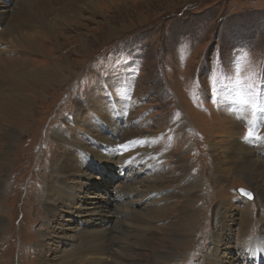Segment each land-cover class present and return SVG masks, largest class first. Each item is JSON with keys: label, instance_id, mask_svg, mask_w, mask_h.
<instances>
[{"label": "rangeland", "instance_id": "obj_1", "mask_svg": "<svg viewBox=\"0 0 264 264\" xmlns=\"http://www.w3.org/2000/svg\"><path fill=\"white\" fill-rule=\"evenodd\" d=\"M88 1L75 4L76 11L66 14L73 16L70 23L65 21L68 28L59 27L60 48L50 42L51 34L39 29L34 33L39 52L10 39L0 40V58L20 59L17 66L22 72L51 70L55 63L67 66L66 56L74 65L68 78L48 86L47 98L30 97L29 103H34L30 114L24 109L10 114L8 120L0 114V156L7 146L8 129L20 126L21 130L11 147L10 163L5 166L0 160V217L5 221L0 233V264H68L73 260L74 246L81 241L70 239L82 226L73 219L81 215L89 219L86 215L88 208L94 207L89 205L92 197L108 195L120 184L123 188L127 184L106 173L88 172L89 162L83 168L84 176H78L81 172L66 178L63 190L71 187V201L58 204L54 216L46 207V191L60 179L56 177L58 157L95 150L93 137L105 139L106 130L112 132L110 138L116 143L132 139L131 132L140 133L144 138L137 143L139 149L142 153L153 150L149 157L158 161L147 160L141 170L155 168L156 177L167 182L155 187L157 195L148 206L135 207L136 212H129V218L124 219L130 226L137 218L149 226L142 233L150 238L147 245L132 239L140 248L133 264L153 261L155 253L168 254L165 258L158 255L154 259L157 264L247 263L243 251L248 237L264 239V200L241 171L228 166L216 170L212 151L213 147L220 149L219 158H227L224 143L239 138V131L240 138H251L248 133L253 119L260 121L258 129L264 133V0H97V5ZM3 2L1 12L13 8ZM14 11L6 12L4 20ZM22 12L28 14L26 9ZM3 29L0 26V31ZM81 37L90 45L86 56ZM17 66H11L9 74L14 75ZM105 101L108 107L120 105L122 129L111 121L97 135L94 113L95 118L111 120ZM105 146L114 150L110 144ZM114 154V159L118 158ZM250 155L244 168L258 161L255 164L263 172V157H257L255 151ZM101 159L120 168L110 158ZM220 169L223 179L217 183ZM119 170L111 169L110 174L118 178ZM125 172L128 174V168ZM185 172L194 176L186 185L197 184L191 194L177 189L179 182L184 183ZM88 176L101 193L91 188ZM153 177L135 187L142 190V197L153 194L149 190ZM222 188L225 192L218 196ZM165 210L170 215L167 219L151 220L149 214L156 216ZM220 213L227 218H222L215 231L218 241L210 229L217 228L216 214ZM6 255L11 257L5 259Z\"/></svg>", "mask_w": 264, "mask_h": 264}, {"label": "bare ground", "instance_id": "obj_2", "mask_svg": "<svg viewBox=\"0 0 264 264\" xmlns=\"http://www.w3.org/2000/svg\"><path fill=\"white\" fill-rule=\"evenodd\" d=\"M0 1L1 2L4 1L3 2L4 4H6L9 7H13L15 0H6V1L0 0ZM96 1L97 0H90L88 2H91L94 5H97ZM80 2H86V0H18L16 2L15 8L13 7L5 12L0 11L1 30L4 27L3 31H0V40L2 38L3 40L8 42L7 39H10L13 43H16L20 47H24L25 49H30L32 51L39 52L41 50L38 48L39 47L38 44L34 43L38 37V36H35L36 34L34 35V33H36L37 32L36 30L39 29L40 31H42V33L45 32V33L51 34L52 39H50V42L51 41L56 42V45H57L59 43L58 37L61 36V34L60 35L58 34L59 27L68 28L66 22H68L69 18L73 15L69 14L70 16H68L66 14L73 13L74 11H76V8H74L73 6L75 4H79ZM15 9H16V12L14 11ZM22 9H26L28 14L26 15L24 12H22ZM12 11H14V13L10 14V16L4 20L5 18L4 14L6 12L10 13ZM63 14L65 15V17H68V18H65V17L63 18L64 16ZM81 38H82L81 48L85 52V56H86L90 54L88 53L90 45L86 37H81ZM57 47L60 48L61 45L58 44ZM5 59L6 58H3V57L0 58V109H3V111H0V114L5 118V120H8L9 118H11V116H9L10 114H16L17 112H20L21 110H24V109H25L26 114H30L33 108V104H34V103H31V104L29 103L28 100L30 99V97L36 96L39 100L41 99L43 100L47 98L48 86L55 85L57 83L60 84V82L68 78V76L72 74L74 70L73 62L67 56L65 57L67 66L64 65L63 67V66H60L61 64L57 65L54 62L55 67H53V69L51 70L35 68L34 70L29 71L27 69L29 72H27V70L22 72L20 68L17 66L19 65L17 62L21 61L20 59L18 60H10V59L5 60ZM15 64L17 66L16 73L14 75L9 74L11 66ZM111 99L117 102L114 96ZM105 104L107 105L109 103H106L105 101ZM107 109L106 111L107 113H109L111 120H108L106 118H95V113H94L93 123L95 125H98V128L95 130V133H97V135L103 132L102 131L103 128L107 129L111 121H114V125L117 129H122L121 123H120V121L122 122V114H121L120 105L114 104V105H110V107H108L107 105ZM116 122L118 123L115 124ZM259 122L260 121H256L255 119L251 121L252 123L251 131L248 133L249 135L252 134L251 138H248V137L240 138L242 134L239 131L237 133L239 138H235L233 140H230V142L226 141L224 143L225 146H223L222 148H224L225 149L224 151L228 153L229 156L227 157L226 155L227 158H221V159L219 158L220 149L217 150L215 147H213L214 151L212 152L214 153V156L216 157V161H215L216 170H217V167L224 168L228 166V168H232L236 172L241 171V174L244 176L246 181L249 184H251L254 191L258 193V195H260L261 198H263L264 200V171L261 172L260 171L261 169L259 170V167L257 166V164H255V162H258V161H255L254 164H250V166L248 165L247 168H244V165L247 162H249L248 160H249V157L251 156L250 154L254 153V151L256 152L257 157L258 156L259 158L263 157V160H264V133L259 132V129H258ZM253 128L255 129L253 130ZM8 130L9 131L6 133V137H5L7 146L4 149V153L2 154V156H0V160L3 161L5 166H7L10 163L11 147L13 146L15 138L20 135V131H21L20 126H13V127H10V129ZM106 132H107L108 137H105V139L103 137L102 138H97L96 136L93 137V140L95 142L91 144L95 148V150L89 149V150L79 151L73 154L69 153L67 157L63 159L58 157V162H57L58 169L56 170V177L57 178L60 177V179L55 180L53 185L49 184V185H52L53 188L48 186L49 188L46 191L47 200H48L46 207H47L48 212L51 214L50 216L52 215L54 216L57 213L58 207L56 206L58 204H60L61 202L63 203L64 201L65 202L71 201V198H70L71 192H69L71 187L69 189L67 188L66 190H63V187H65L66 185V178L71 175L81 174V172H83L82 175H78V176H84L85 172L83 168H85V166H87L90 163L91 165L87 168L88 172L95 171V172L102 173V174L106 173L114 181L117 180L118 183L121 182V183L127 184V187L125 186V188H123V186L120 184L119 186L114 188L112 193H108V195L106 194L107 192H105L103 196L92 197L94 198V201L90 202L89 205L92 204L94 207L90 208L91 211H89V208H88L87 213L89 214L86 215L87 217H89V219L84 218L82 215L81 216L79 215L80 218L76 217L73 219L76 222H81L82 226L77 227L74 230V233L72 232L73 233L71 236L72 239L70 240H72V242L81 241L80 244L79 243L77 244H79V246L82 247L83 249H81L79 246H74L73 260L70 261V263L68 262V264H130V263L133 264L132 262H134L135 260L137 261L136 252H137V249H140V248H138L137 245H134L132 243V239H135V242L136 241L139 243L143 242V244H146V245L150 239V238L143 237V235L145 234H142L143 231L147 232L145 227L147 226L148 222L146 220H141L137 218L135 219L136 224H133L132 226H130L129 224H127L128 222L127 223L125 222L124 219L129 218V216H127L129 212H132V213L136 212L134 210L135 207L137 208L140 206H148L149 202L152 201L153 197L157 195L154 192L155 187L162 185V183L166 182V180L164 178L156 177L157 175H155V172H156L155 168L150 169L151 167H149L144 170H141V167L143 165H147L146 163L147 160L150 159L153 162V158L149 157L152 155L153 150L148 151L147 153L145 152L142 153L141 149H139V146L137 145L138 141L144 138L143 136H140V133L131 132L130 135H132V139H129V140L126 139V140H123L126 142L116 143L112 138H110V137H114L112 132L109 130H106ZM83 135L86 136L85 133H83ZM150 139H153V138H150ZM150 139H148L146 142H148ZM101 141H106V142H101ZM109 144L114 148L113 151L107 150V146L105 145H109ZM146 145L148 146L149 142ZM73 146L77 147V145L75 144H73ZM149 147L150 146L147 147V150L149 149ZM256 147L261 148V152L258 153L256 151ZM114 152L116 153L118 158L114 159L115 157ZM125 154H127L126 157L124 156ZM92 155H94V159L90 161L89 158ZM84 157H88V158L84 159ZM104 157H106L107 159L108 158L112 159L114 163L119 165V167L122 169L121 171L119 170L118 178H114L113 174H110L112 173V171L110 170L112 169L114 170L113 172H115V170H118L120 168L114 167L113 165L109 163L108 165L105 164L106 162L102 161L103 159H101ZM157 162H153V163H157ZM238 162L240 163L238 164ZM76 163H78V165ZM123 164H125L124 168H123ZM134 166H136L139 170H141L144 176L142 174L139 175L140 174L139 171ZM126 168H128V174H126L125 172ZM222 171L223 170L220 169V171L216 172V176H218L219 178L217 180V183L221 179H223ZM151 175H153L154 177L151 180L149 179L150 181H152L150 183L149 190H153L152 191L153 194L149 195L150 193L149 194L146 193L144 194V197H142V194H141L142 190L135 189V187L139 183L144 181L148 176H151ZM255 175L256 177H261V180L258 179V181L257 180L254 181ZM193 177H194L193 175H190V174L188 175V172H185L184 183L182 181V182H179V184L177 185L178 187L177 189H181L180 193H183L182 189L184 191L186 190L185 194L186 193L191 194L194 192V189L196 188L197 184L186 185L187 183L193 180L192 179ZM133 180H135L136 183L133 182L132 184H130ZM2 181L4 182L5 179L4 180L2 179ZM88 181L90 182V186L92 189H94L96 194L101 193L100 186L92 183L95 180L92 179L91 176H88ZM212 181L215 183L214 177L212 178ZM260 181L262 184L259 183ZM5 184L6 182H4V185ZM190 188H193L192 192H190L191 191ZM87 190L89 193L90 189H87ZM224 192L225 190L222 188L218 190L216 194H218V196H222ZM50 193L52 196L50 195ZM141 199H144V200H141ZM64 204H67V203H64ZM134 204L136 206H134ZM114 206H116L115 209L113 210V214L115 216L111 214L112 208ZM122 206H124V208H122ZM166 212H167L166 210L164 213H160V214L159 212H157L158 215L156 216H154L153 213L149 215L151 216V220L155 219L157 221V218L161 216L167 219L170 215H168L169 212L167 213ZM223 213H220L219 215L216 214L217 218L219 219L217 221V224H218L217 228L215 230L214 228L213 230L210 229V231L214 235L213 239H217V235L215 234V231L218 228H220L221 226L220 223H221L222 218L226 217L225 215L222 216ZM81 218H84V219H81ZM142 224H144L145 226H142ZM178 226H180V224L178 225L175 224L174 227H178ZM4 227H5V221L4 219L0 217V233L4 229ZM221 234L224 236L223 232ZM147 237H149V235ZM183 237L184 236H182L179 239L180 242L182 241ZM90 243L92 244L90 245ZM245 245L246 247L243 251V255H244V258L249 259L248 262L245 264H251L253 262L254 264H261L262 257L264 254L263 252L264 239H254L249 236ZM186 248H187V245H186ZM158 255L165 258L168 254L165 255L161 253L159 254L155 253L153 261H147L146 264H157V263H154V259H156ZM9 257L11 256L6 255L5 259ZM108 260H110L109 261L110 263L109 262L106 263V261Z\"/></svg>", "mask_w": 264, "mask_h": 264}, {"label": "snow or ice", "instance_id": "obj_3", "mask_svg": "<svg viewBox=\"0 0 264 264\" xmlns=\"http://www.w3.org/2000/svg\"><path fill=\"white\" fill-rule=\"evenodd\" d=\"M241 192L244 194V195H249L246 191H244L243 189L241 190Z\"/></svg>", "mask_w": 264, "mask_h": 264}]
</instances>
